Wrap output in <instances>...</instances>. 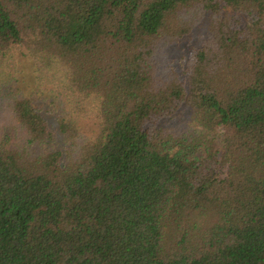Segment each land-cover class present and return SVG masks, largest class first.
<instances>
[{
	"label": "trees",
	"instance_id": "trees-1",
	"mask_svg": "<svg viewBox=\"0 0 264 264\" xmlns=\"http://www.w3.org/2000/svg\"><path fill=\"white\" fill-rule=\"evenodd\" d=\"M0 264H264V0H0Z\"/></svg>",
	"mask_w": 264,
	"mask_h": 264
},
{
	"label": "rangeland",
	"instance_id": "rangeland-1",
	"mask_svg": "<svg viewBox=\"0 0 264 264\" xmlns=\"http://www.w3.org/2000/svg\"><path fill=\"white\" fill-rule=\"evenodd\" d=\"M201 26V25H200ZM199 26V27H200ZM204 26L202 25L200 28L195 31L193 38L183 41L177 50V55L184 54L189 52L194 47L198 46L202 36L204 35ZM26 57V56H25ZM22 54L17 56L18 61L16 65V81L13 86L17 87L21 90L24 95H27L31 92L33 87L35 86L34 74L32 73V61L26 59ZM43 106L44 113L48 116L50 123H55V119L53 116L47 112V102H44L39 105Z\"/></svg>",
	"mask_w": 264,
	"mask_h": 264
}]
</instances>
